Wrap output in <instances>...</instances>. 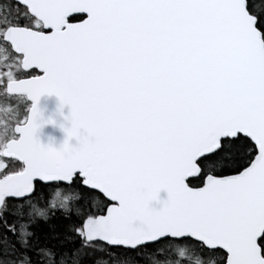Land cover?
<instances>
[{"label":"snow or ice","instance_id":"1","mask_svg":"<svg viewBox=\"0 0 264 264\" xmlns=\"http://www.w3.org/2000/svg\"><path fill=\"white\" fill-rule=\"evenodd\" d=\"M0 264H264V0H0Z\"/></svg>","mask_w":264,"mask_h":264},{"label":"water","instance_id":"2","mask_svg":"<svg viewBox=\"0 0 264 264\" xmlns=\"http://www.w3.org/2000/svg\"><path fill=\"white\" fill-rule=\"evenodd\" d=\"M29 102L32 106L33 102L31 100ZM39 110L42 116V126L37 133V138L41 144L45 147L51 146L57 150L63 147L65 141H68L72 147L79 146V141L76 138L69 140L66 131L72 126L70 106L63 104L56 95H45L40 99ZM82 135H85L83 130ZM167 199L168 193L162 191L159 200L154 201L152 206L159 210Z\"/></svg>","mask_w":264,"mask_h":264},{"label":"flooded vegetation","instance_id":"3","mask_svg":"<svg viewBox=\"0 0 264 264\" xmlns=\"http://www.w3.org/2000/svg\"><path fill=\"white\" fill-rule=\"evenodd\" d=\"M27 102L29 103V107H28V108L30 109V107H31V103H30L29 101H27Z\"/></svg>","mask_w":264,"mask_h":264},{"label":"trees","instance_id":"4","mask_svg":"<svg viewBox=\"0 0 264 264\" xmlns=\"http://www.w3.org/2000/svg\"><path fill=\"white\" fill-rule=\"evenodd\" d=\"M29 105V103L27 102V106Z\"/></svg>","mask_w":264,"mask_h":264},{"label":"rangeland","instance_id":"5","mask_svg":"<svg viewBox=\"0 0 264 264\" xmlns=\"http://www.w3.org/2000/svg\"><path fill=\"white\" fill-rule=\"evenodd\" d=\"M27 107H29V105Z\"/></svg>","mask_w":264,"mask_h":264}]
</instances>
